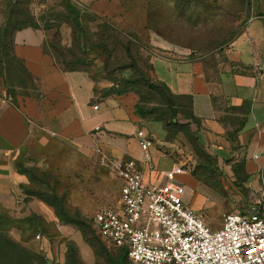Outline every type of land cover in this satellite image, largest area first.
Masks as SVG:
<instances>
[{"label":"crops","instance_id":"1","mask_svg":"<svg viewBox=\"0 0 264 264\" xmlns=\"http://www.w3.org/2000/svg\"><path fill=\"white\" fill-rule=\"evenodd\" d=\"M94 1L111 3L76 2ZM13 39L14 54L39 81L35 88L26 87L37 94H12L0 65V214L10 219L12 240L43 254L49 264L129 263L122 249L106 242L115 253L100 251L81 229L63 224L54 205L31 193L32 180L24 169L30 153L51 142L68 143L86 154L95 149L109 159L142 160L139 129L156 139L151 149L155 169H144L146 181L165 184L167 173L181 168L176 180L186 186L185 202L197 212L202 208L201 195L193 193L198 180L185 164L189 159L182 157L180 143L173 140L178 137L188 149H201L228 169L226 195H220L230 201L226 210H258L264 217V17L251 19L214 57L172 50L154 57V82L164 84L174 97L172 108L161 103L176 111L169 119L157 108L143 110L136 91L98 90L88 71L63 70L45 49L43 30L27 27ZM34 229L44 232L37 234L40 238L31 237ZM71 242L74 258L68 254Z\"/></svg>","mask_w":264,"mask_h":264},{"label":"rangeland","instance_id":"2","mask_svg":"<svg viewBox=\"0 0 264 264\" xmlns=\"http://www.w3.org/2000/svg\"><path fill=\"white\" fill-rule=\"evenodd\" d=\"M76 1L72 0L81 11L82 28L66 10L63 0H0V59L9 69L6 75L12 89L37 94L23 87H37L38 75H29L33 76V82L27 80L12 56L15 22L30 20L46 34L45 49L53 54L62 69L88 71L98 90L107 86L105 89L136 91L141 95L143 110L157 108V113L165 119L170 118L172 111L161 104L162 91L151 86L156 84L154 57L166 50L214 57L251 19L264 17L260 0H252L251 6L247 0H111L103 5L99 1L82 4ZM177 138L173 140L180 143L182 157L189 159L185 164L198 180L193 188V193L202 199V208L198 211L212 228H219L224 216L235 212L226 210L230 201L220 197L226 195L225 184L230 181L228 169L219 167L201 149H188ZM28 158L25 170L32 180L31 193L54 202L56 197L63 199L71 214L78 213L75 219L85 230L84 237L100 251L112 250L98 236L93 217L102 207L121 203L122 182L102 162L100 152L93 149L91 154H86L68 143L51 142L37 148ZM68 224L79 229L76 224ZM40 232L44 233L34 229L31 237ZM70 246L75 249L74 243ZM71 250L68 254L72 256ZM7 252L10 254L9 259H4L7 264H16L18 260H25L24 264H43L45 260L49 264L47 258L30 259L31 255H26L29 259H14L21 254L12 247Z\"/></svg>","mask_w":264,"mask_h":264},{"label":"built area","instance_id":"3","mask_svg":"<svg viewBox=\"0 0 264 264\" xmlns=\"http://www.w3.org/2000/svg\"><path fill=\"white\" fill-rule=\"evenodd\" d=\"M137 139L142 160L102 157L122 182L121 203L93 217L103 241L125 250L135 264H264V217L258 210L229 212L221 227L212 228L185 202L186 186L176 180L181 168L167 173L165 184L145 180L144 169H155L156 139L146 129L137 131Z\"/></svg>","mask_w":264,"mask_h":264},{"label":"trees","instance_id":"4","mask_svg":"<svg viewBox=\"0 0 264 264\" xmlns=\"http://www.w3.org/2000/svg\"><path fill=\"white\" fill-rule=\"evenodd\" d=\"M260 2H261L260 5H262V7L264 8V0H260ZM247 3H248V5L251 6L252 0H247ZM63 4H64L66 10L73 16L75 23L80 28H82V24H81V20H80V18H81L80 17L81 16L80 9L72 2V0H63ZM27 27H35L36 28L37 26H35V24L32 23L30 20H24V21L17 20L15 22L14 31L16 32L18 30H21V29H24ZM12 56H13V59L15 60V62L18 63L19 71L22 72L23 74H26L27 80H30L33 82V79H32L33 76L29 77V75H31L32 73L30 71H28V68H26L24 61L17 58L16 55L14 54V39H13V47H12ZM5 64H6V62L4 60L0 59L1 73L6 77V83L9 86L8 87L9 92L12 94H15L16 93L15 89H12L13 86L8 82L6 74L8 73L9 69L5 68ZM63 70H80V69H63ZM151 86L155 89H160L162 91L163 99H164L163 103L166 104L169 108H172L171 105L174 102V97H173V95H171L168 87H166L162 83L151 84ZM26 87H29V86H26ZM26 87H24V88L26 89ZM32 87L35 88L34 85ZM109 92L110 93H119V94L124 93V92L118 91L112 87L109 88ZM136 111L140 115L143 114V111L139 106L137 107ZM172 116H176V111L172 110ZM38 197L46 200L41 195H38ZM46 201H48L50 204H52L56 207L57 215L63 221H65L67 223H71V224L73 223V224L78 225L79 229H81L84 232V234L86 235L85 230L80 226L81 224H79V222L75 219V216H76V214L78 215V213L71 214L69 212V210L66 208V205H65V202L63 199L56 197V202H54L52 200L50 201L49 199ZM9 223H10V219L8 217H6L5 215L0 214V264H7L4 262V259H9L10 254H8L7 249L10 247H12L13 249L19 250V253L21 254L14 259H29L26 255H31L30 259H43V260L46 259V257L43 256L41 253L32 251L31 249L20 245L19 242L12 240L9 236L8 231H7ZM85 237L87 239V236H85ZM71 249H72L71 252L74 253V254H72V257L74 258L76 255V249H73V248H71ZM123 251L126 253L125 250H123ZM24 262H25V260H18V261H16V264H24ZM43 264H47V261L44 260Z\"/></svg>","mask_w":264,"mask_h":264}]
</instances>
